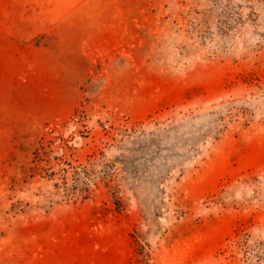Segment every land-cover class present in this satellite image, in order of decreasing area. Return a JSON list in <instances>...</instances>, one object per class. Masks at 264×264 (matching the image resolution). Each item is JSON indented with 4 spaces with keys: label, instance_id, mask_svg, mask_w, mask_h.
<instances>
[{
    "label": "rangeland",
    "instance_id": "1",
    "mask_svg": "<svg viewBox=\"0 0 264 264\" xmlns=\"http://www.w3.org/2000/svg\"><path fill=\"white\" fill-rule=\"evenodd\" d=\"M143 255L264 264V0H0V264Z\"/></svg>",
    "mask_w": 264,
    "mask_h": 264
},
{
    "label": "trees",
    "instance_id": "2",
    "mask_svg": "<svg viewBox=\"0 0 264 264\" xmlns=\"http://www.w3.org/2000/svg\"><path fill=\"white\" fill-rule=\"evenodd\" d=\"M142 132L147 133L146 131L142 130ZM158 132V130L153 131L151 134L152 136H155L156 133ZM146 149V148H145ZM36 158L38 161L41 162H49L50 159L46 158L49 157L51 155V152L47 151L44 147V145H42L36 152ZM56 159H61L62 161H64L65 164L68 165V167L62 168L60 169V171H56L53 166H35L32 168L33 171H40L41 173H45L46 176L50 177V178H54L58 172L61 173V178H62V182H56L55 183V187L57 188V190L60 193H63L64 196L66 197H73L77 192H80L82 196L87 197V195L90 193V187L88 182H83V180H81V175L85 174L88 175L89 173L85 170L84 167L80 166H74L71 162H68L67 160H64V158H57ZM33 176L35 174H32ZM70 180L72 181V183L70 184ZM14 185H17V181L13 180ZM83 185H82V184ZM115 195L117 193V191H114ZM116 204L121 207L123 202L122 199L117 196V200H116ZM141 264H151L150 262H148L147 257L143 255V258H141L140 260Z\"/></svg>",
    "mask_w": 264,
    "mask_h": 264
}]
</instances>
